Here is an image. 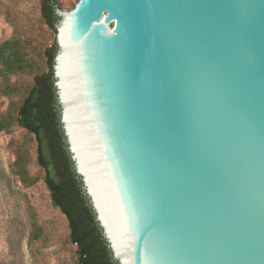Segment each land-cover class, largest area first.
<instances>
[{
	"label": "water",
	"instance_id": "water-1",
	"mask_svg": "<svg viewBox=\"0 0 264 264\" xmlns=\"http://www.w3.org/2000/svg\"><path fill=\"white\" fill-rule=\"evenodd\" d=\"M76 172L119 264H264V0L58 8Z\"/></svg>",
	"mask_w": 264,
	"mask_h": 264
},
{
	"label": "trees",
	"instance_id": "trees-1",
	"mask_svg": "<svg viewBox=\"0 0 264 264\" xmlns=\"http://www.w3.org/2000/svg\"><path fill=\"white\" fill-rule=\"evenodd\" d=\"M58 8H62L59 0H40L41 18L56 34ZM10 19L16 25L17 19ZM57 52V42L42 49L17 27L13 35L0 44V89L12 98L8 111L0 118V133L9 132L17 125L34 135L37 163L44 172L53 205L68 219L70 241L77 246V264H119L96 220L69 153L54 85ZM24 75L32 77L28 87L19 85V78ZM16 157L15 174L25 185H34L38 178L31 175L24 150L18 149ZM32 240L45 243L48 236L42 227L36 226Z\"/></svg>",
	"mask_w": 264,
	"mask_h": 264
},
{
	"label": "rangeland",
	"instance_id": "rangeland-1",
	"mask_svg": "<svg viewBox=\"0 0 264 264\" xmlns=\"http://www.w3.org/2000/svg\"><path fill=\"white\" fill-rule=\"evenodd\" d=\"M59 1L63 9L72 10L80 0ZM10 17L17 19L16 25ZM16 27L42 49L56 42L57 34L41 18L40 0H0V44L13 35ZM31 82L32 77L27 75L19 78L21 87ZM11 103L12 98L0 89V118ZM18 149L24 150L30 173L38 178L34 185H25L14 172ZM36 226L48 236L45 243L32 240ZM0 264H77V246L70 241L68 219L53 205L44 172L37 163L35 137L17 125L0 133Z\"/></svg>",
	"mask_w": 264,
	"mask_h": 264
}]
</instances>
